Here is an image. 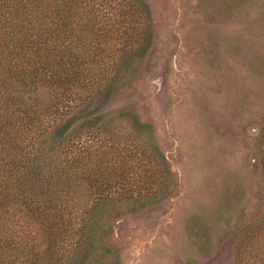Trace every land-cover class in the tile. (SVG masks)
Masks as SVG:
<instances>
[{"label":"rangeland","instance_id":"obj_1","mask_svg":"<svg viewBox=\"0 0 264 264\" xmlns=\"http://www.w3.org/2000/svg\"><path fill=\"white\" fill-rule=\"evenodd\" d=\"M138 1L114 11L103 132L67 143L102 156L114 196L136 188L70 264H264V0Z\"/></svg>","mask_w":264,"mask_h":264},{"label":"trees","instance_id":"obj_2","mask_svg":"<svg viewBox=\"0 0 264 264\" xmlns=\"http://www.w3.org/2000/svg\"><path fill=\"white\" fill-rule=\"evenodd\" d=\"M125 3L0 0V264H70L74 240L89 244L135 191L127 183L111 194L116 176L102 156L72 145L68 154L67 144L76 125L103 132L96 100L122 51L114 11L120 26L136 13ZM73 100L78 112L62 108Z\"/></svg>","mask_w":264,"mask_h":264}]
</instances>
